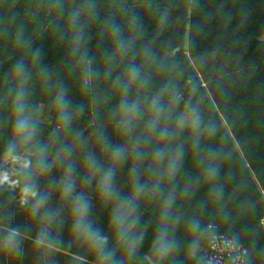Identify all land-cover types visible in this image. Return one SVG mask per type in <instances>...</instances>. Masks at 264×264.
Listing matches in <instances>:
<instances>
[{
  "label": "trees",
  "instance_id": "1",
  "mask_svg": "<svg viewBox=\"0 0 264 264\" xmlns=\"http://www.w3.org/2000/svg\"><path fill=\"white\" fill-rule=\"evenodd\" d=\"M263 35L264 0H0V239L12 229L21 238L16 250L0 246V264H101L72 231V199L60 195L66 174L73 195L90 200L88 219L116 264H208L214 232L246 248L245 264H264V64L253 52ZM157 95L164 113L150 131ZM18 100L34 131L16 132ZM125 100L142 110L127 133ZM184 109L196 114L194 126L179 125ZM116 146L123 160L112 159ZM157 150L168 166L183 153L174 176L155 169ZM88 157L114 168L117 197L100 198ZM136 181L145 192L121 238L112 213ZM31 184L35 197L25 191ZM38 199L45 203L34 213ZM161 224L177 242L164 259L152 250ZM141 233L129 255V237Z\"/></svg>",
  "mask_w": 264,
  "mask_h": 264
},
{
  "label": "clouds",
  "instance_id": "2",
  "mask_svg": "<svg viewBox=\"0 0 264 264\" xmlns=\"http://www.w3.org/2000/svg\"><path fill=\"white\" fill-rule=\"evenodd\" d=\"M130 77L132 80H136L139 78V69L131 68L129 69ZM124 91H128V86H124ZM61 101H63V94L59 97ZM120 112L122 113L121 119L119 121V126L124 133L131 132L132 130V122L133 120L141 114V105L138 100L133 101H123L119 106ZM149 110L155 113L153 118L149 121L147 127L150 131H155L157 125L159 123L160 116L164 113V107L162 104L161 96L157 95L154 97L150 104ZM22 111V106H21ZM69 117L61 114V120L64 123L68 122ZM34 131V126L31 121L26 117L19 118L15 123V130L17 133H25L28 130ZM168 130L161 129L159 132V136L161 138L168 136ZM14 148V145H10V150ZM126 149L122 146H116L112 149V159L114 160H123ZM165 153L163 150H157L155 152V156L157 159H162ZM183 153H178L174 156L168 166V175L169 177L174 176L178 167V163L180 157ZM87 165L94 169L96 172L100 173V179L98 181V188L100 193V198L103 201L111 200L118 196V193L114 187L113 180L115 177V170L112 166L104 167L100 165L94 157H88L86 160ZM38 166L41 171H47L49 166L44 163L43 160L38 161ZM71 170L69 169V172ZM131 171L135 173V168H132ZM216 174L215 168H210L208 170L209 176H214ZM86 183L88 181H85ZM75 182L69 178L66 174L65 179L60 182V195L61 198L72 199V214H73V222H72V231L78 236L86 239L93 248L98 251V258L101 264H116L114 257V250L108 249V237L104 235L101 230L95 227L92 222L88 219V214L91 208V202L83 193H74ZM134 195L131 197H126L120 200V203L113 210L111 223L115 226V229L118 234H120L121 238L130 230L131 225L136 223L137 218H132L129 223V218L132 216V213L136 211L135 197L143 194L145 192V185L141 184L139 181H136L133 185ZM26 193L35 197L36 185L31 184L25 188ZM45 203L44 200H36V203L33 206V212H38L40 207ZM173 203V199L169 197L165 201V210L162 212V219L168 218L167 209L171 207ZM129 223V227L125 228V224ZM191 227L196 229L198 225L192 224ZM18 236V232L16 229H12L8 236L6 237V247L9 250H15L16 245V237ZM143 240V234L141 233L137 237H129V245L128 251L129 255L135 253L136 248L139 246L141 241ZM38 242L42 243L43 240H39ZM177 247L176 240L169 235V231L167 227L163 224L158 226V230L154 236L152 250L155 255H157L160 259H164L169 256ZM195 245L191 246V250L194 251Z\"/></svg>",
  "mask_w": 264,
  "mask_h": 264
},
{
  "label": "built area",
  "instance_id": "3",
  "mask_svg": "<svg viewBox=\"0 0 264 264\" xmlns=\"http://www.w3.org/2000/svg\"><path fill=\"white\" fill-rule=\"evenodd\" d=\"M246 248L226 235L214 232L206 253L208 264H245Z\"/></svg>",
  "mask_w": 264,
  "mask_h": 264
},
{
  "label": "rangeland",
  "instance_id": "4",
  "mask_svg": "<svg viewBox=\"0 0 264 264\" xmlns=\"http://www.w3.org/2000/svg\"><path fill=\"white\" fill-rule=\"evenodd\" d=\"M33 13H35L34 9H30L28 15H32ZM253 52H255L259 58V60L261 61V63L264 64V35L260 38V45L257 49H253ZM21 106H22V111H21ZM16 108L18 109L19 115L21 118L26 117L30 120V115L29 112L26 111V108L24 105L21 104V102L18 100L17 104H16ZM197 122V116L196 114L191 110V109H184L183 111L180 112L179 115V125L181 127H192L196 124ZM155 169L158 171H166L168 169V162L165 161L163 158L162 159H157L155 158ZM19 236V235H18ZM16 239H21V238H16ZM23 239V238H22ZM26 239V238H25ZM32 240V239H30ZM33 241V240H32ZM6 243V238L4 239H0V246H4ZM17 246V245H15ZM17 248H15L16 250ZM29 254H30V258L35 257L36 251H33L31 249H29ZM48 255V254H46ZM49 257V256H48Z\"/></svg>",
  "mask_w": 264,
  "mask_h": 264
},
{
  "label": "water",
  "instance_id": "5",
  "mask_svg": "<svg viewBox=\"0 0 264 264\" xmlns=\"http://www.w3.org/2000/svg\"><path fill=\"white\" fill-rule=\"evenodd\" d=\"M262 228H263V232H264V220L262 221Z\"/></svg>",
  "mask_w": 264,
  "mask_h": 264
}]
</instances>
